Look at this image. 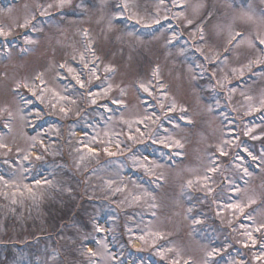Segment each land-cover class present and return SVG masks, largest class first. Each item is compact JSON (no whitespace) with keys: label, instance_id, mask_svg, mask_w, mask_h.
Masks as SVG:
<instances>
[{"label":"rangeland","instance_id":"rangeland-1","mask_svg":"<svg viewBox=\"0 0 264 264\" xmlns=\"http://www.w3.org/2000/svg\"><path fill=\"white\" fill-rule=\"evenodd\" d=\"M49 3L55 5L57 0H0V27L11 33L0 37V136L8 146L0 148V175L20 176L17 164L30 166L24 183L32 189L30 194L22 187L0 184V264H173L174 260L177 264H204L211 247L221 250L213 258L216 264L230 260L264 264V260L254 259L264 243V231L254 232L259 237L254 247L250 241L244 247L246 237L240 228L241 221L249 230L253 221L264 223V161L260 159L264 121L258 112L244 115L249 104L246 96L257 104L264 97V64L245 70L243 76L231 72L262 54L259 48L264 45H259V39L264 38V0H178L180 6H173L171 0L164 4L130 0L131 7L122 14L121 0H72L70 6L48 9ZM179 11L184 17L174 18ZM129 13L144 20L158 15L160 23L145 27L129 19ZM26 19L30 22L21 27ZM187 20L193 23L188 25ZM198 28L203 29V39ZM26 38L36 42L26 44ZM204 56L217 60L208 63ZM224 57L227 62L218 68ZM201 62L207 69L203 76L195 68ZM85 63L97 67L99 80L89 76ZM69 67L86 82L84 89L76 84ZM157 67L166 93L164 103L175 101L177 105L170 115L180 126L172 128L165 121L182 145L171 149L172 155L148 139L149 134L163 132L158 128L160 121L147 126L135 123L152 105L159 111L162 95L153 75ZM213 70L218 77L229 75L227 86L236 89L230 97L227 87L221 89L210 79ZM25 83L38 93L42 90L43 102L32 96ZM142 83L155 89L152 96L138 87ZM108 84L111 90L100 101L111 109L105 112L89 102L87 91ZM112 99L123 104H111ZM145 102H150L148 109ZM53 104L55 108H51ZM61 106L70 109L67 117L59 113ZM181 107L187 112L181 113ZM38 111L39 117L35 115ZM129 124L133 130L139 126L145 132L139 143L128 141ZM245 126L253 127V132L244 135ZM231 127L237 128L239 140L227 146L228 156L219 157L217 146ZM253 135L260 138L252 139ZM117 142L160 164L155 175L132 168L127 159L130 153L127 149L121 153L115 147ZM85 144L96 154L87 153ZM105 147L115 155H107ZM237 152L244 157L235 162L242 165L240 169L232 163ZM81 153L86 156L82 164L78 163ZM26 154L29 159L20 160ZM38 155L40 159H36ZM213 155L219 157V168L208 173L212 193L206 194L198 186L187 189L188 180L205 174ZM37 179L41 180L39 186ZM109 182H114L111 188ZM232 182L239 191L232 190ZM117 187L120 192L114 191ZM144 189L151 196L133 200ZM14 192L16 203H12ZM237 201L245 205L244 215L228 209L217 215V202ZM190 206L193 211L189 214ZM189 215L202 222L193 225L186 218ZM249 215L253 220L246 219ZM95 225L103 231L97 232ZM148 231L159 232L163 238L146 235V242L137 239ZM98 240L107 246V252ZM161 247H171L180 256L174 251L162 258L158 254ZM88 249L96 255L83 254ZM108 252L116 259L112 261Z\"/></svg>","mask_w":264,"mask_h":264},{"label":"snow or ice","instance_id":"snow-or-ice-1","mask_svg":"<svg viewBox=\"0 0 264 264\" xmlns=\"http://www.w3.org/2000/svg\"><path fill=\"white\" fill-rule=\"evenodd\" d=\"M167 0H158L159 4H164L166 3ZM72 3V0H57V3L54 5L52 3H49L47 5L48 9H51L53 7H57V8H63L65 6H70ZM171 3L173 6H180L178 4V0H171ZM43 7V6H41ZM118 7L121 9V13L126 12L129 10V8L131 7L130 4V0H121V3L118 5ZM41 14H44V11L41 12ZM184 17V13L183 11H179V12H175L174 13V18L180 19ZM34 18V17H33ZM129 19H134L136 24H143L145 27H149L152 24H159L160 23V18L158 15L153 16L150 20H144L143 18H140L138 16H135L132 13H129L128 16ZM165 19H167V17L165 16ZM30 21L28 19L25 20V23L23 25H20L21 27H26L27 24ZM193 22L192 20H187V24L191 25ZM111 26V23L110 25ZM33 28L37 31H39V29H36L35 25H33ZM200 32L201 35V39H203V29L198 28L197 29ZM157 31H159V29H157ZM10 31H6L3 27H0V37H7L8 35H10ZM131 35V33H129ZM239 34L236 33V36H238ZM172 37L173 39H175L176 37V33L173 31L172 33ZM36 41L32 38H26L25 39V43L26 44H32L35 43ZM168 43L171 44L172 40H168ZM259 45H264V38L259 39ZM256 47H258V45H256ZM261 50V55L256 57L253 60H250L246 65H244L243 67L240 68H232L231 72L232 74H238L240 76H243L245 70L251 71L254 65H260V64H264V48H259ZM197 51H201V49L198 47L196 49ZM184 53V49L180 50V54L183 55ZM203 54V53H202ZM85 58L83 55H81V60L83 61ZM217 60V57H213V56H204V61H207L208 63H212L214 61ZM227 62V57H224L223 59H221L217 65L218 68H222V66ZM86 68H88L89 71V76L90 77H94L95 79L99 80L100 76L98 74V70L97 67L95 65H93L92 67H89L87 63H85L84 65ZM61 68L64 67V65H60ZM196 69H199V75L203 76L204 73L207 71V69L204 67V63H198L195 65ZM69 73L73 74V79H75L76 84H78L80 86L81 89H84L86 87V82L81 79V75L76 73L74 68L69 67L68 69ZM105 71H110L109 68H105ZM153 75L155 77H157L156 80V88L159 89L161 95H162V99L159 102V111L156 110V106L152 105V110L151 111H145V113L143 114L142 117L138 118L135 123L137 125L140 124H144L145 126L148 125V122H151L152 124H156L157 121H160L158 128L162 129L163 132L161 131H157L155 133V135H151L149 134L148 139L150 140V142L154 145H159L161 147V149H168V155H172L171 153V149L173 148H180L182 147L180 140L178 139H174L172 133H170L168 131V129L165 127V121L169 124H171L172 128H177L180 125L175 123L173 120V116L170 115L171 113H174L177 109V105L175 103V101L169 103V104H165L164 103V99H166V93L164 92V88H163V84L162 82L159 81L158 77H159V68L157 67V69L154 71ZM196 78V74L194 73L193 75V79ZM210 79H215L216 80V84L219 88L224 89L227 87V92L229 94V97L231 96L232 93H234L236 91V89L234 87H230L227 86L228 85V81H229V75L225 74L221 77L217 76V72L215 70H213L210 74ZM88 83H90V80L88 81ZM24 87L29 88V90L31 91L32 96L37 97V99L41 100V102H43V94H42V90L40 93H38L36 90H33L32 87H30L27 83H25L23 85ZM111 84H108L107 86H102L100 87L99 90H92L91 88L88 89L87 91V95L89 97V102L92 105H98L99 107H102L104 109L105 112L111 111L109 105L107 103H101V99L103 96H107L111 90ZM139 88H141L145 93L148 94V96H152L153 95V91H155V89H150L148 86H146L145 84H140L138 86ZM213 91H215V89L213 88ZM242 95H244V93H241ZM60 99L62 100H70L69 97L67 96H61ZM246 100L249 101V104L247 106L246 111L244 112V115H249L252 112H258L260 113V119L261 121H264V97H262L259 101V103H252L253 98L251 96H246L245 97ZM70 103H75V100H70ZM111 104H116V105H122L123 101L122 100H118V99H112ZM149 103L150 102H145L144 103V107L145 109L149 108ZM217 107L220 104V101L217 100L216 102ZM56 105H51V108H55ZM59 113L63 114V116L67 117L69 115V111L70 109L68 107L65 106H61L59 107ZM213 109L210 107L209 111H212ZM42 111V110H41ZM180 112L181 113H186L187 109L181 107L180 108ZM161 113H163V119L161 117ZM11 115V114H9ZM37 117H39L41 115V112H37L35 114ZM109 119H111V117H109ZM181 119H185L187 120L186 116H182ZM190 123V120L188 121ZM125 123H128L127 121H125ZM231 124H235V121H231ZM149 131H151V129H149ZM229 135H227L224 140L222 141V143L220 145L217 146V151L219 153V157H226L229 155L228 151L226 150L227 146L230 145L232 143L233 140H239V136L236 135L237 132V128L236 127H231L230 129H228ZM253 132V127H248L245 126V131H244V135H249ZM133 133H138L139 135H134ZM145 136V132L141 130V128L139 126H137L134 130L131 128V125L129 124V134L127 136L128 141H130L132 144H136L139 143L141 141V139ZM259 136L253 135L252 139H259ZM33 141H36V137L32 138ZM42 143V142H41ZM7 144L4 142V139L2 136H0V148H7ZM115 147L117 149H120L121 153L124 152L125 149H127V151L130 153V155L127 157V159L131 162V166L132 168L135 169H143L144 172L147 175H155V169L160 167L161 165L156 163L155 161L150 160V158L147 155H142V154H138L136 150H134L130 145L126 144L124 145V147L121 146V143L117 142L115 144ZM238 147H242L241 145H238ZM85 148L87 153H90L92 155H95L96 153L94 152L93 148L88 146L87 144H85ZM77 151L79 152L80 150L77 149ZM244 152H247L248 156H251V158L253 160H256L257 157L255 155H253V153L251 151H249L247 148H243ZM104 152L109 155H115V153L111 152L109 150L108 147L104 148ZM219 157H217L216 155L210 156L209 157V161H208V167L205 171V174L200 177L197 176L195 179H190L187 181L186 184V188L187 189H192L194 186H198L201 187L206 194H211L213 191V188L211 187V183H212V177L208 175V173H216L218 171L219 168ZM29 159V155H23L20 157V160L23 161H27ZM36 159H40V156L38 155L36 157ZM86 159V156L81 153L79 155L78 158V163H83L84 160ZM244 157H242L240 155L239 152H237L236 156L233 157V165L237 168L240 169L242 167L241 164H236V160H243ZM260 159L262 161H264V154L261 155ZM11 163V162H9ZM30 167V166H29ZM29 167H26L22 164H17V168L20 169L21 175L20 176H16L15 174H11L9 177H5L4 175H0V184H3L6 188H23V190L28 191L30 194L32 193V189L29 188V185L24 183V181L27 179V176L24 175L25 173H27L29 171ZM243 172L245 175H250V173H248L247 168H243ZM159 178V177H158ZM36 185H40L41 184V180L37 179L35 181ZM45 183H48V181H45ZM114 182H109V188H111V185ZM232 190L234 191H239V188H237L234 184V182H232ZM114 191L116 192H120L121 189L119 187H117L116 189H114ZM15 195L16 193L14 192L12 194L13 199H12V203H16L15 200ZM151 193L149 192V190L144 189L140 194L138 195H134L133 196V200L139 202L141 199H143L144 197H150ZM254 202V201H249ZM151 207H155V204H150ZM217 215H220L221 212L224 209H228L231 210L233 212L234 215L239 214V215H244V208L245 205L239 201L237 202H231V203H220L217 202ZM193 211V207H188L187 208V213H191ZM153 215H155V213H153ZM187 219H190L192 224H199L202 222L201 219H198L196 217H192V216H186ZM246 219L248 220H253V218L249 215L246 217ZM231 223V222H230ZM249 225H245L243 223V221H241L240 224V228H242L244 231L242 232V235H244L246 237L245 241H242L243 246L244 247H248V241L251 242V245L254 247L256 245V241L257 239H259V237L254 236V232L255 233H260L262 231H264V223H261L259 225L255 224V221H253V225L252 230H249ZM95 230L97 232H102L103 229L100 228L98 225H95ZM238 229H234V231H236ZM129 231H131V229H129ZM154 236L158 239H162L163 235L159 232H152V231H148L147 233H142L140 234L137 239H139L142 242H146L145 241V236ZM97 243L99 244V246H102L105 248V251L107 252V246L103 243L102 240H98ZM155 246V244H154ZM175 251V255L177 257L180 256V252L171 248V247H161L159 249L158 254L164 258L165 255L167 253L170 252H174ZM221 250L219 248L216 247H211L207 250L206 252V258L204 261V264H216V262L214 261V257L219 254ZM89 256H95L96 253H93L91 249H88L87 253H83ZM108 256L109 258L113 261L116 259V257L114 255H112L111 253L108 252ZM254 259L256 260H264V243H261L260 245V252L259 255H256L254 257ZM173 264H177V261H173ZM185 264H188V262L186 261ZM228 264H240L239 261L236 260H230L228 262Z\"/></svg>","mask_w":264,"mask_h":264},{"label":"bare ground","instance_id":"bare-ground-1","mask_svg":"<svg viewBox=\"0 0 264 264\" xmlns=\"http://www.w3.org/2000/svg\"><path fill=\"white\" fill-rule=\"evenodd\" d=\"M135 242H136L135 244H136L137 246H139V242H138L137 240H136Z\"/></svg>","mask_w":264,"mask_h":264}]
</instances>
